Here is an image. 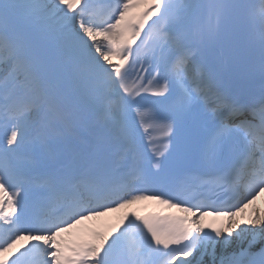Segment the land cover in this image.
<instances>
[{
	"label": "snow or ice",
	"instance_id": "1",
	"mask_svg": "<svg viewBox=\"0 0 264 264\" xmlns=\"http://www.w3.org/2000/svg\"><path fill=\"white\" fill-rule=\"evenodd\" d=\"M262 197L264 0H0V264H264Z\"/></svg>",
	"mask_w": 264,
	"mask_h": 264
},
{
	"label": "bare ground",
	"instance_id": "2",
	"mask_svg": "<svg viewBox=\"0 0 264 264\" xmlns=\"http://www.w3.org/2000/svg\"><path fill=\"white\" fill-rule=\"evenodd\" d=\"M257 202H259V201H257ZM262 206L259 208L262 212H264V203H262L261 204ZM138 206V205H137ZM143 205H139L138 207H136V208H138L139 210L141 209V207H142ZM157 207V206H156ZM253 207H255L256 208V206H253ZM157 209H158V207H157ZM142 210V209H141ZM248 213L249 214H251L252 213V208H250L249 210H248ZM93 223V222H92Z\"/></svg>",
	"mask_w": 264,
	"mask_h": 264
}]
</instances>
